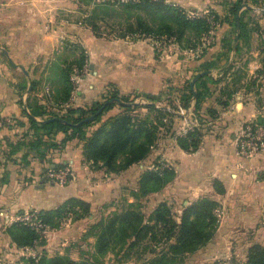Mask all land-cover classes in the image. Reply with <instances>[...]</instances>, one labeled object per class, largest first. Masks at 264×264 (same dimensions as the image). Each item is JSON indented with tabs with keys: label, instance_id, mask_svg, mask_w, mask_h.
Returning <instances> with one entry per match:
<instances>
[{
	"label": "rangeland",
	"instance_id": "obj_1",
	"mask_svg": "<svg viewBox=\"0 0 264 264\" xmlns=\"http://www.w3.org/2000/svg\"><path fill=\"white\" fill-rule=\"evenodd\" d=\"M31 1L35 0H0V48H20L24 52L23 58V54L18 58L26 61L25 68L31 83L25 85L22 92L31 95L33 103L43 107L46 118L56 115L73 123L91 116L102 104L116 96L127 104L139 103L138 108L126 111L123 106L113 103L112 109L85 128L80 137H89L103 123L124 114L134 120L158 124L159 129L150 156L137 164L136 170L134 168L130 175H125L126 171L106 174L97 165L88 162L89 168L97 173V177L92 180L95 186L109 178L113 179L115 187L110 199L106 200L103 196L104 202L98 201L100 204L95 205L93 201L90 203L77 198L87 206L76 203L64 207L67 205L64 204L59 213L35 210L15 211L12 216L0 213V264H41L58 257L64 261H89L96 264H145L146 260L153 258L151 253L145 254L143 258L134 255L125 257L126 250L121 252L115 249L105 255H98L93 227L106 221L115 212L126 210L130 204L139 206L138 209L147 219L160 204L166 203L174 219L179 222L184 208L200 199L218 202L219 207L215 210L218 227L213 239L204 248L188 255L183 264H246L253 246L264 247V211L257 214L261 220L253 226L230 225L231 222L226 220L232 214L223 201L226 193L224 184L219 180L212 181V192L219 195L216 198L194 196L189 192L190 187L182 186L181 180L176 185L177 158L173 150L175 144L178 145L177 139L184 140L186 144L200 139L210 122L214 121L208 111H218L219 100L223 102L225 96L223 93L235 94L232 103L238 94L257 88L262 69H255V61L257 58L264 61V0H204L203 4L192 3L186 7L175 1H167L183 8L190 17L211 15V20H214L217 16L214 27L200 38L195 48H189L176 37L157 40L98 37L87 25L88 18L91 20L101 16L105 19L107 23L100 22L99 25L100 31L107 34L123 29L121 22L115 17L101 14L96 6H85L84 0L82 3L81 0H72L66 4H53V10L47 16L44 12L39 17L37 12L36 16L30 18L34 15L30 8L36 6ZM238 1L253 9L243 8L242 5L239 10L238 15H242L244 27L240 29L237 44L240 50L237 53L238 47L234 50L237 29L230 10ZM42 7L47 6L42 4ZM26 8L30 17L25 19L23 13ZM3 14L11 18L10 22L1 18ZM6 23L11 32L9 43L5 38L1 39ZM0 54L4 56L1 50ZM148 58L153 74L162 72L164 79L160 88L157 91L142 88L131 90L132 74L143 70ZM228 65H231L230 68L222 73ZM206 71H212V75L204 77L205 87L197 89L203 93L207 91L209 97L199 107L191 100V108L184 109V102L189 98L188 85L196 75ZM211 78L218 80V83H213ZM30 86L32 89L29 92ZM85 96H88L87 99ZM208 100H211V104L206 108ZM147 103H154L156 107L175 114V117L148 110L145 108ZM176 114L184 115L185 118ZM189 133L194 134L196 139L188 138ZM32 140L33 136L27 142ZM44 140L49 142L46 137ZM79 141L84 144V141ZM36 157L38 159L39 155ZM47 158L50 160L45 163L46 180L56 184L49 178L55 172L50 166V162H54L52 153L47 154ZM145 162L147 168L139 169V165ZM149 162L151 164L148 165ZM168 170L174 173L170 183L147 196L141 194V179L146 172H160L168 178L169 175L165 174ZM69 174L71 178H68V182L72 180V172ZM149 182V191L159 188L156 181ZM93 193L96 195L95 191ZM17 239L20 244L15 242ZM27 241L29 243L25 245ZM60 264L65 262L60 261Z\"/></svg>",
	"mask_w": 264,
	"mask_h": 264
},
{
	"label": "trees",
	"instance_id": "obj_2",
	"mask_svg": "<svg viewBox=\"0 0 264 264\" xmlns=\"http://www.w3.org/2000/svg\"><path fill=\"white\" fill-rule=\"evenodd\" d=\"M84 1L85 6H96L101 10V14L115 17L121 22L120 26L123 29H118V32L113 30L112 34H107L100 31L101 27L99 25L100 22L107 23L105 19L101 16L91 20L88 18L86 21L87 25L91 27L94 34L98 37L113 36L115 39L142 37L152 40L161 39L162 37H176L179 42L186 43L189 48H195L198 46L200 38L211 31L218 19L216 16V20H211V17H213L211 15L190 17L183 8L167 3L166 0H101V2L96 3H94L95 0ZM242 5V2L238 1L230 10V13L234 16L236 29L238 13ZM123 24H125V28ZM240 25L242 30L244 27L242 15L240 17ZM239 50L240 47H238L237 53ZM230 66L228 65L227 69H224L222 73H226ZM204 79L198 80L194 86L195 98L191 83L188 85L189 98L188 101L184 102V109L191 108V100L196 103V107H199L203 100L209 97L207 91L203 93L197 89L200 86L205 87ZM211 80L215 84L218 83L216 79L211 78ZM223 96V102L219 100V107L227 108L231 105V100L235 94L230 93L228 95L223 93ZM112 99L118 98L114 96ZM105 104L106 102L91 115L93 116L100 109H103L99 116L92 122L85 123L82 126L78 124L86 118L74 121L71 123L72 126L59 122L42 123V121L58 118V116L51 115L49 119L46 118L43 107L35 104V108L33 107L34 109L28 114L34 140L27 142L25 146L35 155H39V159L45 163L50 160L47 158V154L57 150L61 151L68 141L79 139L84 141L83 154L86 162L97 165V168L104 170L106 174H120L127 171L150 156L157 140L156 132L159 126L149 121L134 120L124 114L111 119L107 123H103L89 137H80L84 133L85 128L97 121L104 112L112 109V104L107 106ZM122 108L126 111H133L138 106H123ZM145 108L160 115L175 117V114L155 105H146ZM216 111L215 109L208 111L213 120L219 117V112ZM37 119H40V121ZM260 124L262 125V123ZM59 133L65 134V139L62 143L56 142V137ZM44 137L49 142H45ZM194 137V134H188V138L194 140ZM203 137L204 134L200 136L199 140L191 141V144H186L184 140L180 139H177V143L183 151L195 153L200 149ZM52 165H55V167H52L55 172L67 168L65 165H56L54 162H50V166ZM165 174L169 175L168 178L162 176L163 174L160 172H146L141 179V194L147 196L150 192H155L170 183L173 179V171H165ZM0 181L2 183L6 180H1L0 178ZM149 181H156L159 188L149 191L151 190L147 186L150 183ZM215 183L218 184L219 182ZM67 202L65 203L67 205H63L64 207L76 203L83 207L87 206L84 201L77 198H72ZM63 206L56 210L43 212L54 211L59 213L63 210ZM138 207L130 204L126 210L120 213L115 212L106 221H102L93 227V231H96V253L98 255H105L110 250L115 249L122 252L124 249L126 250L125 257L134 255L135 257L143 258L145 254L151 253L153 258L146 260L145 264H183L188 255L204 248L213 239L218 227L215 210L219 207V204L210 199H200L191 206L185 207L179 222L174 219L166 203L160 204L147 219ZM86 214L90 216L88 210H86ZM15 242L21 243L18 239ZM28 243L29 241L24 242L25 245ZM64 260L58 257L41 264H60V261L65 262V264H96L89 261L74 262ZM246 264H264V247L261 245L253 246L249 252Z\"/></svg>",
	"mask_w": 264,
	"mask_h": 264
},
{
	"label": "crops",
	"instance_id": "obj_3",
	"mask_svg": "<svg viewBox=\"0 0 264 264\" xmlns=\"http://www.w3.org/2000/svg\"><path fill=\"white\" fill-rule=\"evenodd\" d=\"M71 1H31L32 5H36L30 8L34 15L30 17L27 8L23 14L25 19L36 16L37 12L39 17H42L44 12L47 16L48 12L53 10V4H66ZM166 1H175L184 7L204 2V0ZM42 4L47 7H42ZM1 18L7 22L11 19L7 18V14H3ZM7 25L8 23L1 39L5 38L9 43L11 32ZM5 50L16 65L27 67L26 61L22 59L24 52L20 48ZM21 55L22 58L19 60L18 56ZM8 60L5 54L4 56L0 54V178L6 180L2 183L0 181V213L12 216L15 211L53 210L72 198L93 201L95 205L100 204L98 201L104 202L103 196L106 200L110 199L115 187L113 179L109 178L95 186L96 183L92 180L93 177H97V173L89 168L83 154V143L77 139L68 141L61 151L51 152L56 165L69 167L72 180L66 183L67 185L52 184L46 180V162L37 159L25 146L27 139L33 136L28 114L35 108V104L31 95L27 96L22 89L25 85H30L31 81L21 69L14 67ZM254 67L262 69L257 88L238 94L229 107L218 108L219 117L211 121L209 128L205 130L200 149L195 153H187L175 144L173 150L177 158L176 185L181 180L182 186L190 187L189 192L194 196L216 198L219 195L212 192L211 183L213 180L222 182L226 188L223 201L229 206L232 214L226 222H231L230 225L233 226H253L261 220L257 218V214L264 211V151L247 159L240 156L238 148V138L245 125L262 123L259 126L264 129V61L257 58ZM132 76L131 90L142 88L157 91L164 79L161 71L153 74L150 58L147 66ZM87 97L85 96V99ZM208 101L206 108L211 104V100ZM8 119L12 121L9 125L5 123ZM64 139L65 134L59 133L56 142L62 143ZM137 166L129 168L125 175L133 173ZM145 168L147 162L139 165V169ZM101 173L106 176L104 172Z\"/></svg>",
	"mask_w": 264,
	"mask_h": 264
},
{
	"label": "built area",
	"instance_id": "obj_4",
	"mask_svg": "<svg viewBox=\"0 0 264 264\" xmlns=\"http://www.w3.org/2000/svg\"><path fill=\"white\" fill-rule=\"evenodd\" d=\"M10 124L11 120L5 122ZM238 148L240 156L251 159L264 151V129L257 124H247L243 127L238 138ZM68 168L62 169L57 173H51L49 178L56 184H66L70 176Z\"/></svg>",
	"mask_w": 264,
	"mask_h": 264
},
{
	"label": "water",
	"instance_id": "obj_5",
	"mask_svg": "<svg viewBox=\"0 0 264 264\" xmlns=\"http://www.w3.org/2000/svg\"><path fill=\"white\" fill-rule=\"evenodd\" d=\"M243 8L253 9L249 5H244ZM263 13H264V10H263ZM237 19H238L237 20V37H236V43H235V46H234V50L237 49V47H238L237 44H238V42L240 40V27H241V25H240V16L239 15H238V18ZM0 50L8 57L9 62L14 67H17V68L21 69L24 72L25 76L30 77L28 71L26 70V68L23 65H16L12 61V59L10 58L9 53L7 52V50H5L3 48H0ZM209 75H212V71H206V72H202V73L196 75V77L191 82V88H192V90L194 91V86H195V84H196V82L198 80H200L201 78H204L206 76H209ZM31 89H32V87L29 88V92L31 91ZM195 96L196 95H195V91H194V98H195ZM113 103H117V104H119L121 106H132V107H136V106L139 105V103L127 104V103L123 102L120 99H111V100H109V101L106 102L105 106L110 105V104H113ZM147 105H155V104L147 103ZM102 111H103V109H100V111H98L96 114H94L93 116H90L89 118H86L85 120H83L82 122H80L78 125L79 126H82L85 123L92 122L97 116H99L101 114ZM176 115L178 117H180V118H185L184 115H179V114H176ZM47 122H59V123L65 124V125L72 126L71 123H69V122H67V121H65L63 119H60V118H53V119H50V120L42 121V123H47Z\"/></svg>",
	"mask_w": 264,
	"mask_h": 264
}]
</instances>
